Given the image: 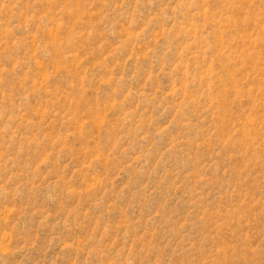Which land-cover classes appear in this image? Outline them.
Returning <instances> with one entry per match:
<instances>
[{
  "label": "rangeland",
  "instance_id": "374dc122",
  "mask_svg": "<svg viewBox=\"0 0 264 264\" xmlns=\"http://www.w3.org/2000/svg\"><path fill=\"white\" fill-rule=\"evenodd\" d=\"M0 264H264V0H0Z\"/></svg>",
  "mask_w": 264,
  "mask_h": 264
}]
</instances>
